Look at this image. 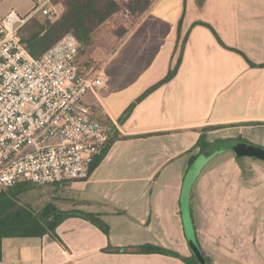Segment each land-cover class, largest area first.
<instances>
[{
  "label": "crops",
  "instance_id": "0c3cea01",
  "mask_svg": "<svg viewBox=\"0 0 264 264\" xmlns=\"http://www.w3.org/2000/svg\"><path fill=\"white\" fill-rule=\"evenodd\" d=\"M13 1H5L0 15L18 6L31 13L33 0ZM152 1L102 61L97 72L104 85L85 96L117 138L87 179L71 182L75 205L59 206L97 214L107 233L69 217L56 228L61 241L49 235L4 238L1 264H186L143 249L190 257L184 212L213 263L225 257L224 248H240L241 231L250 225L231 229L235 234L228 237L222 222L227 213L245 215L247 194L238 210L232 200L213 206L208 190L216 179L203 173L230 153L208 154L223 149L218 146L226 139L241 137L264 148V0ZM185 35L176 73L160 83ZM201 129L210 146L199 151L194 146Z\"/></svg>",
  "mask_w": 264,
  "mask_h": 264
},
{
  "label": "built area",
  "instance_id": "2783aa9c",
  "mask_svg": "<svg viewBox=\"0 0 264 264\" xmlns=\"http://www.w3.org/2000/svg\"><path fill=\"white\" fill-rule=\"evenodd\" d=\"M30 14L0 15V194L20 181L71 183L89 177L110 132L86 102L104 85L97 71H82L81 43L70 32L40 56L30 54L20 28L39 13H62L51 0H33Z\"/></svg>",
  "mask_w": 264,
  "mask_h": 264
},
{
  "label": "rangeland",
  "instance_id": "374dc122",
  "mask_svg": "<svg viewBox=\"0 0 264 264\" xmlns=\"http://www.w3.org/2000/svg\"><path fill=\"white\" fill-rule=\"evenodd\" d=\"M5 1L0 0V8L6 4ZM51 1L54 4L59 3L57 0ZM12 2L14 1L12 0ZM23 7L18 6L15 10L22 16L25 15L21 11ZM35 15L41 20L45 18L39 13ZM134 24V18L120 11L112 15L104 24L97 28L91 35L90 43L82 44L81 46L79 64L82 71H97L102 61L118 43L120 36ZM100 118L105 123V120L102 117ZM206 130L201 129V132H205ZM239 141L241 143L248 142L247 139L241 137L230 140L226 139L225 146L221 144L218 146L219 149H223L217 151L209 150V157L215 153L220 154L229 151L230 153L221 154L215 158L207 168L208 170L206 169L203 174L214 176L216 179L214 183L209 185L210 188L208 190L212 194L211 204L213 206H220L221 208L224 202L232 200L234 201V207L232 208L238 210L244 207L240 205L241 197L243 198L247 194L246 198L249 199L250 205L246 207L245 215L240 216L237 212L225 215V222L222 223L228 229L226 230V236H231L230 233L235 234L233 231L237 229H244L246 223L250 225V229L248 232L241 231L240 248H224L222 254L225 257H219V263H213L212 258H208L210 264H264V161L248 156L236 157L231 145L238 144ZM257 145L261 146L260 144ZM227 146L230 149L226 148ZM204 155H207V153ZM71 186L72 183H27L26 189L20 195V203L34 210L41 208L47 202H53L63 208H72L75 204ZM244 192L246 193L243 194ZM198 204H200L199 200ZM183 217H186L185 212L183 213ZM230 255L233 256L230 257ZM229 259L238 260L239 262H227Z\"/></svg>",
  "mask_w": 264,
  "mask_h": 264
},
{
  "label": "trees",
  "instance_id": "16d2710c",
  "mask_svg": "<svg viewBox=\"0 0 264 264\" xmlns=\"http://www.w3.org/2000/svg\"><path fill=\"white\" fill-rule=\"evenodd\" d=\"M57 2L59 3L56 4H59L62 10L59 17L55 19L45 17L44 20H41L36 17L37 15H33L19 30L22 42L33 56H40L51 44L68 32L74 34L81 45L89 44L92 33L112 15L125 9L133 16L134 21H136L153 3L152 0H128L123 4L117 0H57ZM186 38L187 35L184 36L181 44L178 45V57L160 83L168 81L176 73L181 61ZM250 64L254 65L253 63ZM133 105L134 103L122 114L119 118L120 122L127 117ZM97 117L98 120L104 123L100 116ZM104 124L109 128L107 121ZM115 138L117 136L115 134L111 136L110 133L106 147L91 164L89 175L100 163ZM209 144L206 141L205 133L201 132L194 148L198 147L199 151H202ZM27 183L29 182H17L0 194V264L3 257L2 240L4 238H32L49 235L52 239L61 241L56 234V228L69 217H82L87 219L103 232L107 233V225L95 213L73 209L63 210L53 202H47L37 210L21 204L20 195L26 189ZM145 250L146 252L177 257L186 264H199L193 254L190 257H183L172 250L151 245H147ZM204 257L207 264H210L208 257L205 255Z\"/></svg>",
  "mask_w": 264,
  "mask_h": 264
},
{
  "label": "water",
  "instance_id": "95a60500",
  "mask_svg": "<svg viewBox=\"0 0 264 264\" xmlns=\"http://www.w3.org/2000/svg\"><path fill=\"white\" fill-rule=\"evenodd\" d=\"M232 150L234 151L236 157H254L261 160H264V148L254 145L238 143L231 145ZM186 215V214H185ZM187 217V216H186ZM184 217L185 224V234L191 250V253L195 256L199 264H207L206 259L196 241L195 233L188 218ZM146 249L145 247L143 248Z\"/></svg>",
  "mask_w": 264,
  "mask_h": 264
}]
</instances>
